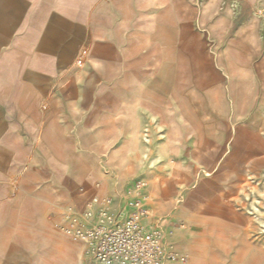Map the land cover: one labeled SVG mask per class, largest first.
<instances>
[{"label":"crops","instance_id":"0c3cea01","mask_svg":"<svg viewBox=\"0 0 264 264\" xmlns=\"http://www.w3.org/2000/svg\"><path fill=\"white\" fill-rule=\"evenodd\" d=\"M217 3L231 17L227 28L210 14ZM240 82L246 97H264V0H0V218L11 195L28 193L29 176L31 194L43 193L40 181L54 187L57 161L68 167L75 206L95 177L114 179L120 204L116 179L131 177L137 127L164 118L171 104L196 113L224 83L242 96ZM223 126L201 155L172 149L182 177L215 172L227 159L232 131ZM195 194L206 208L229 210Z\"/></svg>","mask_w":264,"mask_h":264},{"label":"rangeland","instance_id":"374dc122","mask_svg":"<svg viewBox=\"0 0 264 264\" xmlns=\"http://www.w3.org/2000/svg\"><path fill=\"white\" fill-rule=\"evenodd\" d=\"M210 14L216 15L222 28L229 27L231 17H226L222 3H217ZM143 56L144 49H137V57ZM245 86L237 83L238 89ZM221 90L209 99H200L194 114L188 113L191 106L171 104L164 118L148 116L135 131L131 177L116 181H121L124 190L140 180L147 182L153 222L164 232L169 248L188 256L184 264H264V97L257 91L259 97L248 98L245 89L242 96L232 98L228 83ZM225 124H230L232 131L227 159L215 172L202 170L195 178L182 177L172 149L180 146L187 154L201 155L208 139L220 140ZM147 125L153 139L149 159L144 158ZM248 129H256L257 135ZM27 171L24 168V173ZM68 171L57 161L54 187L48 189L40 181L43 193L31 194L36 180L29 176L24 187L28 193L11 195L8 216L0 218V234L8 237L0 241V264H82V245L63 228L71 223L69 213L82 210L88 201L115 198L110 192L114 179H91L84 204L75 206L74 194L66 191ZM78 188L83 191L84 185L78 184ZM195 192L208 200L220 199L229 210L206 208ZM16 236L22 240L16 241Z\"/></svg>","mask_w":264,"mask_h":264},{"label":"built area","instance_id":"2783aa9c","mask_svg":"<svg viewBox=\"0 0 264 264\" xmlns=\"http://www.w3.org/2000/svg\"><path fill=\"white\" fill-rule=\"evenodd\" d=\"M143 140L148 152L144 158L149 159V125ZM150 198L147 182L140 180L123 191L120 204L111 196L96 197L69 213L71 223L63 231L82 245V264L186 263L188 256L169 248L164 232L154 224Z\"/></svg>","mask_w":264,"mask_h":264},{"label":"bare ground","instance_id":"6f19581e","mask_svg":"<svg viewBox=\"0 0 264 264\" xmlns=\"http://www.w3.org/2000/svg\"><path fill=\"white\" fill-rule=\"evenodd\" d=\"M154 162H155V161H154ZM255 210H256V211H260V210H259V209H257L256 207H255Z\"/></svg>","mask_w":264,"mask_h":264}]
</instances>
